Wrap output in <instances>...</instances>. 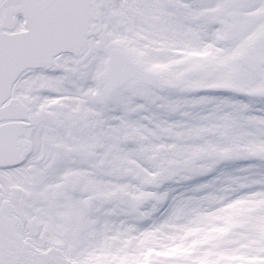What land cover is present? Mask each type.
<instances>
[{
	"label": "snow or ice",
	"instance_id": "obj_1",
	"mask_svg": "<svg viewBox=\"0 0 264 264\" xmlns=\"http://www.w3.org/2000/svg\"><path fill=\"white\" fill-rule=\"evenodd\" d=\"M0 264H264V0H0Z\"/></svg>",
	"mask_w": 264,
	"mask_h": 264
}]
</instances>
